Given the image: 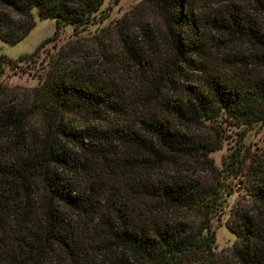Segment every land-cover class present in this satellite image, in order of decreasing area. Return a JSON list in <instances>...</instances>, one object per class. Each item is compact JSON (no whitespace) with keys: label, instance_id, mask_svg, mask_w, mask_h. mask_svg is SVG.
Returning a JSON list of instances; mask_svg holds the SVG:
<instances>
[{"label":"trees","instance_id":"obj_1","mask_svg":"<svg viewBox=\"0 0 264 264\" xmlns=\"http://www.w3.org/2000/svg\"><path fill=\"white\" fill-rule=\"evenodd\" d=\"M218 1L140 0L103 51L122 71L94 69L72 42L26 102L0 81V264H264V146L224 160L243 189L229 249L215 250L212 227L226 182L188 173L219 145L207 121L264 123V0L207 10ZM103 2L0 0V37H26L34 7L57 19L55 35L70 23L79 37Z\"/></svg>","mask_w":264,"mask_h":264},{"label":"rangeland","instance_id":"obj_2","mask_svg":"<svg viewBox=\"0 0 264 264\" xmlns=\"http://www.w3.org/2000/svg\"><path fill=\"white\" fill-rule=\"evenodd\" d=\"M140 0H104L101 9L97 12L96 19L83 25L81 28L80 36L75 35L74 26L66 24L61 27L60 31L55 35L57 29V19L54 16L40 17L38 9L34 7V16L36 19V25L34 28L18 43L6 42L0 37V55L4 54L9 58L15 60L14 63L6 60L4 63V70L0 76V81L3 83L4 89L7 92L15 95L20 101L26 102L28 96L31 94L33 86L39 84L49 67H54L56 64L61 63L63 60L64 51L69 47L72 42H77L80 47V52L85 53L88 56L89 62L94 64V69H106L110 70H123L122 59L118 54L111 57V60H107L103 54L104 48H107V44L110 39H116L115 28H113L114 22L121 16L126 15L131 11L133 7ZM229 0H219L215 4L212 3L211 7L207 10H211V13H215L217 9L224 8ZM246 0H238L243 3ZM207 12V11H206ZM208 15V14H207ZM155 16V15H154ZM154 16L153 19H154ZM103 28L111 29L104 34V45L99 43L96 36L104 31ZM52 36V37H50ZM43 47L39 49L37 53L29 56L25 59H20V55L23 53L31 52L46 39ZM79 41H75L76 39ZM221 60L216 57H211L209 66L214 70L215 66ZM221 67L220 63L218 64ZM193 72H190L188 78H192ZM186 79L180 81L179 85L186 87V85H198L192 79ZM30 99V98H28ZM34 121L37 118L33 119ZM203 130L206 133H211V137L215 139V142L219 144L216 149L205 156L199 158V160L190 159L188 173L200 174L201 180L207 185L217 183L220 179L221 182H226V189L224 191L223 203L225 206L222 213H216L212 217V227L216 230L217 251L223 249H229L232 247L236 234L227 226V219L229 217L232 204L240 195L239 186H236L238 178L224 177V160L239 148L240 146L254 150L264 146V123H257L249 127H245L239 124H230L229 122L221 121H207ZM246 130V135L243 137V132ZM220 138V139H219ZM118 170V169H117ZM164 175V174H163ZM234 184L238 187V191L233 195L227 193L229 184ZM195 221H200V217L190 215ZM195 217V218H194Z\"/></svg>","mask_w":264,"mask_h":264}]
</instances>
